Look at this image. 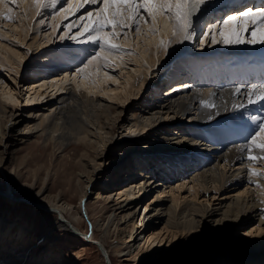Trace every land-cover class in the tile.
I'll return each instance as SVG.
<instances>
[{
    "label": "bare ground",
    "instance_id": "obj_1",
    "mask_svg": "<svg viewBox=\"0 0 264 264\" xmlns=\"http://www.w3.org/2000/svg\"><path fill=\"white\" fill-rule=\"evenodd\" d=\"M60 1L58 0L55 7L45 8L38 13L32 0H23V2H20V6L26 12V15L23 16L22 10L14 11L8 1L5 0V3L0 4V17L5 13L6 15L9 14V10H11L12 20L14 17L19 20L18 23L14 24V28H16L15 34L17 38L25 41L28 38V31L31 30V22L35 16H37L35 21L37 25L35 27L40 29L39 23L46 21L43 16L53 13L50 15L49 22L53 29L48 33L49 38H52L65 16V13L60 12V9L57 10V7L60 6ZM70 4H72V0L68 1L67 6ZM72 6L74 7V4ZM86 7L88 9L97 8L98 5H86L79 10L78 14L82 11L86 12ZM238 10H229L221 14V16ZM67 15L70 16L71 13ZM207 15H211V13ZM219 15L217 14L215 18L221 17ZM206 16L199 21V24L207 18ZM5 20L7 21V19ZM160 21H162L163 25H166V30L172 29V21L170 19L160 18L158 24ZM212 21L213 19L210 20L209 18L207 22ZM8 25L11 26L12 24L8 23ZM148 25L152 28L151 22ZM151 28L144 41L143 39H138L136 43H132V40H129L130 37L126 38V43L137 46L139 53L135 51L130 54L122 52L110 57L113 61L111 65L113 67H129L127 64H132V70H126V77L121 79L119 75L114 74L113 69L108 71V69L100 67L97 70L93 66H89L83 73L73 75L72 78L69 77L71 71H67L63 76L59 75L56 78H50L52 74H55V72H50L57 69L54 66L60 63H45L41 67L27 66L26 61L32 51L30 52V49H26V53L22 46L11 45L10 42L2 37H11L12 33L9 31L11 29L6 30L0 27V67L8 66L11 68L13 64L18 69V74L21 71L26 73L30 71L33 73L32 75L43 74V76H40L44 79L42 83L37 80L31 83H27V81L23 83V85L27 84L26 91L29 92L27 100L32 99L35 101L24 103L22 107L13 105L9 101L19 98V91L15 92L17 81L14 85L8 81V86H5V77L0 79V134L5 130L7 132L10 128L24 129L21 132L23 136H32L39 133L41 137L46 138V141L54 144L60 151L65 150L71 144L73 146L82 145V148H86L85 150L90 148L98 149L99 147V151H97L95 156L99 155L101 162H96L97 164L94 165L92 173L87 176V188L90 185L92 191H94L93 188L97 187H101L104 190L108 188L112 190V186L118 185L120 188L117 189L115 194L118 193L121 200L115 202L110 213L105 214V210L100 217L96 218V226H102V229L110 235L111 225L115 224L117 226L116 220L119 218L120 226L128 229L129 232L128 238L125 240L129 242L126 245H124L125 241L120 244L118 242L115 246V250L120 253L134 250L135 243L143 236H146L148 241L151 240L147 250L138 252L143 255L142 263L138 264H147L150 260H146V258L152 256L151 253L159 252L160 248L158 250L154 249L156 247L154 243L158 242V247L162 246L165 240L164 233L172 236V242L176 241L179 234L178 229L173 227L176 224L181 227V233L184 232L187 236L184 243L185 247L189 244L190 239L196 236V233L200 231L203 225L211 221H209L210 218H215L217 215L220 216L215 221L220 223L217 225L225 236L237 222L242 223L244 218L246 219V217L250 216L253 218L256 213L258 214V211L261 214V210H264V176L243 173L242 166L240 164L235 165L236 163L253 164L254 166H249V169L264 173V159L250 162L245 158V153H242L239 149L240 145L246 143L248 136L255 127L250 119L252 117L251 114L255 113L254 116L264 117V104L249 106L241 110L232 108L234 103L246 102L245 91L248 85L253 83L260 85V83L256 82V80L241 81V79H235L236 76H233L231 70L219 73L209 72L208 69H215L216 67L213 65L211 58L207 57L212 55L210 50L229 52L239 48L251 49L256 45L205 46L200 48L198 52H194L192 49L186 48L184 42H173L165 50L164 47L160 46L159 42L161 39L165 42L169 40L175 41L173 36L170 37L172 31H159L157 34H153ZM67 31L68 28H66ZM31 39L32 41L28 43V46L33 48L34 44L38 45L39 38L36 32ZM81 45H71L70 48L76 47L75 51H79L81 50ZM33 51H35L34 48ZM67 51H69V48L64 47L63 52H58L57 54L65 55L64 53ZM81 58L82 56L71 55L73 60ZM128 59L131 62H128ZM67 62L69 61L67 60ZM205 63L210 65L204 69L203 65ZM74 65L78 66V63ZM170 65L172 67H169ZM69 66H71L70 63L67 64V67ZM160 67L170 68L168 69L166 80L163 78L164 81H169L173 77L182 79L183 77L179 75L185 72L184 77H187V79L177 81L170 87L176 86L177 88L184 87V85H188V87L179 90L172 89V94L158 99L157 93L161 91V85H158V78L154 76V73ZM140 72L143 74L138 81L136 80L133 83L134 77H137ZM194 73L200 74L194 77L192 76ZM9 74V77L15 80L18 79L17 75H13V71L9 72ZM188 77L192 78L188 79ZM244 77L242 76V78ZM201 79L204 80L201 81ZM21 80L25 81L23 78ZM111 80L117 83L111 82ZM155 82H157L154 86L155 96H143L145 90L149 87L151 89ZM161 82L162 80L159 83ZM76 86H80V88ZM238 86H241L240 93L234 91ZM202 102H208L216 106L206 107ZM127 105L133 106L132 113L129 116L121 117L119 113ZM173 122H177L182 128L188 123L186 127L192 128L191 132L189 130L184 131V133L189 134L188 137H185L182 133L177 134V129L169 133ZM125 128L128 131H125ZM73 139L79 143L69 142ZM140 141H143V144L137 146ZM8 147H10L9 144L4 145L5 149H8ZM115 149H117V152ZM252 154L261 155L260 150L256 148H253ZM105 159L107 160L105 161ZM2 165L3 163L0 161V168L3 167ZM131 166L134 168H130ZM141 166H145L144 171L138 172L135 170ZM183 166H187V168H191V171L195 172V176L190 180L193 182L191 188L193 191H197L196 185L198 184L201 186L202 191L205 192L206 196L203 194L205 197L199 200V192H195L192 198L182 203L177 201L174 196L176 194L175 189L172 188L169 191L171 195L173 194V202L168 207H163L165 202L162 201V193L160 195L158 193L156 195L157 198L154 197L151 201L146 202L144 209L128 211L119 216L120 211L127 210L129 204L134 201L138 207L150 190H159L157 192H160L164 183L167 184L175 179L177 175L186 174L187 171L183 170ZM162 167H164L163 170ZM110 175L112 176L111 179L106 182L107 177ZM119 175L120 178L118 179ZM132 179L137 180L136 184H133ZM246 179L252 180L256 185H261V187L257 186L258 189H246L248 197L246 196L245 199L235 194H232L231 197L226 194L221 197V199L225 198L226 200H220L218 204L212 203L214 199L220 198L216 194L229 190L233 184L242 183L244 180V183H246ZM183 187L182 184L178 185L180 189ZM162 192H164V189ZM100 193L98 192V194ZM211 193H214L212 198L208 197ZM81 195V198L84 197L86 191L83 190ZM111 195L112 193L110 192L108 197ZM0 196L4 197L3 200L5 201L13 202L17 201L18 198L19 200L23 198L32 199L31 196L21 194L18 189L14 188L11 181L7 187L0 186ZM228 198L229 201H227ZM247 198L249 199L247 200ZM62 199L58 198L57 201L55 200L56 203H50L34 198L38 206L46 204L49 207H54L52 210H57L58 214L54 220L46 219L42 223L40 234L37 236H42L48 240L52 239L55 236V230L60 227L66 230L74 231L77 229L76 231L78 232L83 231L79 223L81 220L80 216H78V210L73 212L71 203L65 200L62 201ZM197 199L199 200L198 202L196 201ZM85 208L88 212L91 208V205L86 201ZM117 208H119V211L116 210ZM1 211L2 208L0 206V264H42V257L46 258L44 259L45 261L49 258V263L55 264L51 251L50 253L48 251L49 254L45 253L44 255L43 250L46 247L40 244L37 245V238L34 240L33 247L28 244V247L20 252L16 244L19 241L25 242L30 239V228L24 223L19 225L17 221L9 220L8 218H11L12 214L8 218H4ZM165 215L168 217L161 229L145 234L149 227L155 225V218L163 219ZM134 216L140 218V225L137 226L136 222H133ZM102 219L104 221L100 224ZM261 220H264V216H261ZM15 226L18 228L16 233H13L12 228ZM253 230L254 227L248 231L255 233L252 234L254 236L250 235V241H255L256 239L253 238H257L256 235L260 234V230L252 232ZM237 232L234 231L230 234L232 237L231 242L233 240L232 243L238 241L233 239V237L241 235ZM87 237L98 240L97 243L104 247L105 254L112 260V254L104 236H96L94 232V234L90 233ZM226 241L228 240L226 239ZM214 243L215 246L219 244L218 240ZM30 247L32 248L29 249ZM161 248L162 251L168 249L165 247ZM233 249H238V247H233ZM234 252L231 251L230 247H226L222 251L216 250L213 253H209L207 258L219 259L217 264H237V261L239 264H254L255 259L259 260L257 263L264 264V256H258L255 259L247 256L246 258H239L240 254H237L238 259L230 258L232 254L236 255ZM167 260L168 258L165 260L161 259L159 264L166 263ZM169 261H172V264H192L191 259H187V257ZM257 263L255 262V264Z\"/></svg>",
    "mask_w": 264,
    "mask_h": 264
},
{
    "label": "rangeland",
    "instance_id": "obj_2",
    "mask_svg": "<svg viewBox=\"0 0 264 264\" xmlns=\"http://www.w3.org/2000/svg\"><path fill=\"white\" fill-rule=\"evenodd\" d=\"M10 4V6L13 8L14 11H20L22 10L23 16L26 15V12L24 11V8L20 6V2H23V0H18L16 4L12 3V0H6ZM68 1L66 3V0H61L60 6L57 7L61 9L62 7H68ZM65 2V3H64ZM87 8V7H86ZM85 8V9H86ZM96 8H87L86 12H81L78 14V12H75V14H71L68 16L67 19H63V22L58 26L57 31L53 34L52 38H49L48 33H50L53 29L50 22V15L53 13L46 14L44 19L45 22L39 23V27H35L37 25L36 17L31 22V30L28 31L29 35L28 38L24 40H20L17 38V35L15 34L16 28H14V24L18 23V18H15L13 20H5L3 19L6 13L0 17V27L4 29H11L9 30L12 35L11 37H5L8 42L11 43V45H19L22 46L24 51L27 53L26 49H30V53L28 55L26 65L30 67H41L43 64H49L52 62H59L60 64L54 66V68H57L55 70H52L50 73H54L50 76V78H56L59 75L63 76L66 74L67 71H71V74L69 77L72 78L73 73L77 69V67H80L82 63H84L90 55L96 50L97 45L93 43H80L78 41L85 40L86 37L84 36H78L77 40L69 39L70 36L75 35L77 32L80 31L77 27H72L71 30H69L66 25L73 24V21L76 22V24L83 23L82 21L78 20L77 17L79 16H86V13L89 11H94ZM232 10V9H231ZM228 12V11H227ZM210 17L207 16V18L204 19L203 22H206L209 20ZM56 19V18H54ZM207 19V20H206ZM213 18H210V20ZM217 18H214L215 20ZM8 23H11L12 25H8ZM202 22L197 26V38L193 41H186L184 42V46L186 48L192 49L194 52H198L200 50V47L198 45V37L202 30L201 26ZM41 25H43L41 27ZM158 27L160 31H169L171 32L172 29L166 30V25H163L162 21L159 22ZM66 28H68V31L66 32ZM151 26L148 25V23H142L141 24V31L139 33L135 32L134 30L128 32V36L130 37L129 40H132V43H136L138 39H143L146 37V35L149 34ZM164 28V29H163ZM200 29V31L198 30ZM13 30V31H12ZM36 32V35H38V45H33V48L35 51H33V48H30L28 46V43L32 41V37L34 33ZM64 37L63 39H60V37ZM172 37V35L170 36ZM123 49L124 52L131 53L132 51H135L136 53H139V49L137 46L133 44L126 43V38L121 36L117 41ZM78 44L81 45V50L75 51L76 47L70 48L71 45L77 46ZM67 47L69 48V51L65 52V55L57 54L58 52H63V48ZM37 51V52H36ZM71 55H75L77 57H81V59L73 60L71 59ZM67 60L69 62H67ZM78 63L77 65H74L75 63ZM128 62L129 61L128 59ZM134 62V61H133ZM71 64V66L67 67V64ZM129 67H113L110 68L104 67L105 69H113L114 74L119 75L121 79H124L126 77V70L131 69L132 70V64H127ZM175 66V65H174ZM169 67H172L170 65ZM159 68L155 73L154 76L158 78V85H161L160 92H162V95L166 96L167 94L163 93L165 89L171 86L173 83L181 80H185L181 78H171L169 81H164L166 78V75L168 73V69L170 68ZM15 66L12 64V67L9 68L8 66H2L0 67V79H6L5 86H8V81L10 84L14 85L17 81L15 92L19 91V98L17 100H9L12 102L13 105H18L20 107L23 106L24 103L32 102L35 100H27L29 96V92L27 90V84L23 85L27 81V83L34 82L37 80L38 82H43L44 79L41 78L43 74L39 75H32L33 73L28 71L27 73L24 71H21L18 74V69L15 68ZM13 71V75H17V80L13 79L12 77H9V72ZM15 73V74H14ZM58 74V75H57ZM143 73L140 72L137 74V77H134L133 83L138 81ZM41 75V76H40ZM25 79V81L21 79ZM47 78V79H50ZM164 78V79H163ZM12 79V80H11ZM11 80V82H10ZM162 80L161 83H159ZM166 80V79H165ZM72 81V79H71ZM37 82V83H38ZM111 82L117 83L116 81L111 80ZM155 82L154 85L157 83ZM163 84V86H162ZM76 85V84H75ZM154 85H152L151 89L150 87L145 90L143 93V96H149L154 97ZM38 86V85H37ZM80 88V86H76ZM172 89H175L176 86L171 87ZM165 92V91H164ZM34 97V95L32 94ZM106 96V94H105ZM32 97V98H33ZM45 97V96H44ZM43 97V98H44ZM107 97V96H106ZM109 98V96H108ZM45 99V98H44ZM41 100V99H40ZM110 100V99H109ZM31 105V104H30ZM16 107V106H15ZM133 106L127 105L122 112L119 114L121 117L129 116L132 113ZM137 110V109H136ZM118 114V113H117ZM252 116L255 115V113L251 114ZM188 123L185 124L184 128L179 126L177 122H173L170 128V132L174 129H177V134L184 135L185 137H188V133H184L185 130H189V132L192 131V128L186 127ZM4 129V127H3ZM5 130V129H4ZM24 130V129H23ZM23 130L18 129H8L0 134V161L3 163V167L0 168V186L7 187L10 185V181L13 184L14 188L18 189V191L21 194H26L28 196H31L32 199L18 198L17 201H5L3 200L4 197L0 196V206L2 208L1 213L4 215V218H8V216L11 215V218H8L9 220L17 221L20 224H25L27 227H29V232H31V236L29 240H26L25 242L19 241L17 242L16 246H18V250L22 252V250H25L29 245H32L35 242L36 239L37 245L45 246L46 248L43 250L44 255L45 253L49 254L51 251V255L53 257V261H55V264H138L142 263V257L143 255L139 254L138 252L141 250H147L149 248L148 238L143 236L137 243H135L134 250L131 251H125L123 253L117 252L115 250V246L124 242L128 238V229L122 228L120 226L119 218L116 220V224L111 225L110 229V235L106 233L102 226L98 227L96 226V218L100 217L103 213V211L106 210V213H110L113 209L115 202L118 200H121L118 193L115 194L117 189L120 188V186H112V190L109 188L107 190H104L101 187L93 188L94 191H92L91 186L87 188V176L89 173H92L94 165H96V162H99L101 159L99 155L95 156L97 151H99V147L97 148H90L89 150H85L86 148H82L81 146H73L72 144L69 145L68 148L65 150L60 151L54 144H52L49 141H46V138L41 137L39 133L32 135V136H23L21 132ZM125 131H128L127 128H125ZM186 132V131H185ZM4 135V136H3ZM187 135V136H186ZM69 142H77L75 139ZM9 144L10 147L8 149L4 148V145ZM139 144H143V141L137 143V146ZM131 145V144H130ZM129 146V145H128ZM88 149V148H87ZM117 152V149H115ZM115 152V153H116ZM94 153V154H93ZM95 157L94 159H92ZM107 159H105L106 161ZM101 162V161H100ZM240 164L243 168V173H249V166H254L253 164H241L236 163L235 165ZM234 165V166H235ZM151 166V165H150ZM134 168V167H130ZM186 174L184 175H177V177L167 184L164 183L163 186H161V191L157 192L150 190L146 193L145 199L140 203V205L137 207L136 202H132L129 204V207L127 210L120 211L119 216H121L124 213H127L128 211H134L144 209L146 206V202L151 201L154 197L157 198V194L162 193V201L165 202L163 207H168L173 202V194H170V189L174 188L176 194L174 195L177 198V201L186 202L188 199L192 198L195 192H199L198 197H200L199 200H201L203 197L206 196L205 192L202 191L201 186L198 184L197 191H193L191 188V185L193 182L190 180L195 176V172L191 171V168H187V166L182 167ZM253 168V167H251ZM164 167H162V170ZM138 172L144 171L145 166H141L139 168H136ZM149 173L148 171H146ZM86 174V175H84ZM121 175V174H120ZM120 175L118 176V179L120 178ZM111 175L107 177L106 182H108L111 179ZM150 181V180H148ZM147 181V182H148ZM251 181V182H250ZM133 184H136L137 180L132 179ZM245 180L242 183L233 184L232 187H230L229 190L221 191L217 196L220 198L218 199H212L215 204H218L220 200H226L225 198L221 199V197L224 195H231L235 194L241 197H248L246 189L249 190V188L252 189H258L255 182L252 180L246 179V183H244ZM248 182V183H247ZM183 185L184 187L182 189L178 188V185ZM166 186V187H164ZM115 187V188H114ZM86 191V195L81 198V194H83V190ZM116 189V190H115ZM164 189V192L162 190ZM82 190V191H81ZM88 190V191H87ZM114 191V192H113ZM242 191V193H240ZM98 192H101L98 194ZM112 193L110 197H108L109 193ZM108 193V194H107ZM205 196H204V195ZM214 195V193H211L208 197H211ZM108 197V198H107ZM186 197V199H185ZM229 197V198H230ZM36 199H41L46 202L50 203H56L58 198H63V200L70 202L71 208L73 212L78 210V216H80V226L82 230L84 231H72V230H66L65 228H57L55 230V236L52 239H44L42 236H37L40 234L42 223L47 220H54L57 217V210H52L54 207H49L46 204L37 205ZM229 198L227 201H229ZM249 198H247L248 200ZM56 200V201H55ZM157 200V199H156ZM155 200V201H156ZM196 200L197 202L199 201ZM85 201L88 202L89 205H91V208L88 212V210L85 208ZM217 203H216V202ZM161 202V201H160ZM181 203V204H182ZM105 207V209H103ZM117 208L116 210H118ZM263 211V212H262ZM263 213V214H262ZM262 214V215H261ZM258 211V214L256 213L255 217H246V219H243L242 223L237 222L233 228L229 230L225 236L223 235V232L220 231L217 224H220L219 222L215 221L216 218L220 217L219 215L215 216V218H210L208 224H204L203 227L200 229L199 232L196 233V236H193L190 239V242L188 245L184 247L185 240L187 236L183 233H181L180 229L181 227L178 226V224L174 225L173 227L177 228L179 231V234L177 236L176 241L172 242V236H168L166 233L165 240L162 246H159L158 242H155L156 247H154L155 250H159L158 253H151L152 256L149 258H146V260H150L147 262V264H159V260L161 259H167L166 263L161 264H172V261L169 260H180L181 258L187 257L191 259L192 264H217L219 259H210L207 258V255L209 253H213L216 250H221L230 247L231 251H235L234 254L231 255L230 258L238 259L237 254H240L239 258H246L252 257L256 258L258 256L263 257L264 255V220H261V216H264V210ZM69 215V213H68ZM165 218H155V225L153 227H149L147 232L145 234H150L153 230H159L163 225L165 224V221L167 220V215L164 216ZM165 219V220H164ZM103 219L100 220V224L103 223ZM133 222H136V225H140L141 221L138 216L133 217ZM261 222V223H260ZM72 227V225L70 224ZM254 227V230L252 232H255L257 230H260V234L256 235L257 238L255 241H250V235L248 232L251 230V228ZM17 226L13 227V233H16ZM234 231H238L237 233H240L241 235L239 237H233V239L238 240L235 243L231 242V233ZM96 233V236L102 237L107 241L108 248L112 254V260L105 254L106 251L104 250L103 246H100V244L97 243L98 240H95L92 237H87L90 233L94 234ZM243 233V234H242ZM255 234V233H251ZM254 236V235H252ZM29 237V236H27ZM95 237V236H94ZM171 239V241H170ZM226 239L228 241H226ZM219 244L215 246L214 242L217 241ZM170 241V242H169ZM212 241V242H211ZM259 241V242H258ZM100 242V241H99ZM129 241H125L124 245H126ZM231 242V243H230ZM254 242V243H253ZM170 243V244H168ZM23 245V246H22ZM152 245V243H151ZM30 247L29 249H31ZM53 249H52V248ZM161 247L168 248L166 250L162 251ZM233 247H238V249H233ZM229 249V248H227ZM233 249V250H232ZM49 251V253H48ZM189 251V252H188ZM136 254V255H135ZM211 255V254H210ZM184 256V257H183ZM216 256V255H215ZM214 256V257H215ZM264 258V257H263ZM42 264H50L49 258L47 261H45L44 257ZM209 259V260H208ZM45 261V262H44ZM211 261V262H208ZM235 261V260H234ZM259 260L255 259V262L257 263ZM175 264V263H174ZM186 264V263H181ZM237 264L239 262L237 261ZM260 264V263H257Z\"/></svg>",
    "mask_w": 264,
    "mask_h": 264
},
{
    "label": "snow or ice",
    "instance_id": "obj_3",
    "mask_svg": "<svg viewBox=\"0 0 264 264\" xmlns=\"http://www.w3.org/2000/svg\"><path fill=\"white\" fill-rule=\"evenodd\" d=\"M17 2L18 0H12L13 4ZM57 2L58 0H32L38 13L45 8L55 7ZM3 3L5 0H0V4ZM215 3L216 0H72V4L60 9V12L65 13L64 19L68 18L67 14L74 15L86 5H98L94 12L89 11L86 16L77 17L83 23L76 24L73 21V24L66 25L69 30L74 26L80 29L69 39L77 40L78 36H84L86 39L78 42L97 45L96 50L82 67L76 69L73 75L85 72L89 66H93L97 70L100 67H110L113 63L110 57L125 51L116 41L121 36L127 38L129 31L134 30L139 33L142 23L151 22V31L153 34H157L160 31L157 26L160 18H167L172 21V36L175 41L165 42L161 39L159 42L165 50L173 42L193 41L197 38L199 21L207 14L219 11L214 7ZM4 18L12 20L11 10ZM63 38V36L60 37V39ZM246 44L264 45V5L259 7L246 6L238 11L225 13L212 22L204 23L198 37L200 48ZM184 87H188V85H184ZM234 91L240 93L241 86L236 87ZM245 101V103H234L232 108L241 110L249 106L264 104V84L253 83L248 85L245 91ZM202 104L206 107L216 106L208 102H202ZM250 119L255 127L246 143L240 145L239 149L245 153V158L248 161L256 162L264 159V117L252 116ZM253 148L259 149L261 155H253ZM249 174L264 176V173L255 169H249ZM257 186L261 187V185Z\"/></svg>",
    "mask_w": 264,
    "mask_h": 264
}]
</instances>
